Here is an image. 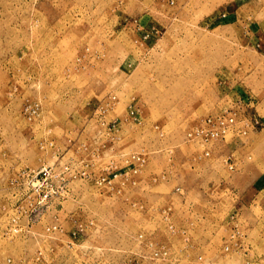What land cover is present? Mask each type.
<instances>
[{
  "label": "rangeland",
  "instance_id": "rangeland-1",
  "mask_svg": "<svg viewBox=\"0 0 264 264\" xmlns=\"http://www.w3.org/2000/svg\"><path fill=\"white\" fill-rule=\"evenodd\" d=\"M0 264H264V0H0Z\"/></svg>",
  "mask_w": 264,
  "mask_h": 264
}]
</instances>
